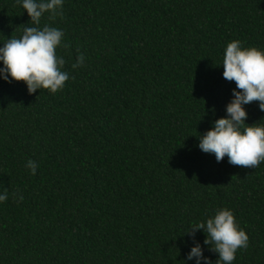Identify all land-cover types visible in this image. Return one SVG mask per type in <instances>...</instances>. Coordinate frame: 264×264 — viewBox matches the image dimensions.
Returning <instances> with one entry per match:
<instances>
[{"label": "trees", "instance_id": "16d2710c", "mask_svg": "<svg viewBox=\"0 0 264 264\" xmlns=\"http://www.w3.org/2000/svg\"><path fill=\"white\" fill-rule=\"evenodd\" d=\"M62 13L39 27L64 33V88L0 76V264H196L197 242L216 264L203 229L186 231L222 208L249 236L232 264H264V161L198 147L233 98L227 44L264 50V0H63ZM27 26L22 2L0 0V47ZM244 107L264 126L259 102Z\"/></svg>", "mask_w": 264, "mask_h": 264}, {"label": "clouds", "instance_id": "9594fccd", "mask_svg": "<svg viewBox=\"0 0 264 264\" xmlns=\"http://www.w3.org/2000/svg\"><path fill=\"white\" fill-rule=\"evenodd\" d=\"M21 2L35 26L25 27L20 38H10L0 47V61L4 66L0 68V76L9 83L11 80L25 82L29 94L37 89L56 93L69 79L68 72L62 70L66 61L56 50L68 45L63 44L62 30L39 25L46 12L52 18L63 14V0H17ZM83 62L84 56L80 54L72 68L83 66ZM222 65L223 78L235 82L233 98L226 106L227 115L216 119L212 128L199 135L198 147L204 153L214 154L217 162L227 157L232 165L255 169L264 161V126L245 123L248 113L244 105L259 102L260 110L264 111V50L254 46L245 48L239 39L232 40L226 46ZM26 167L35 175L38 164L29 160ZM6 199V192L0 195V202ZM200 229L206 233L204 244L219 254L216 264H232L237 250L248 247L249 236L228 208L217 210L206 222L193 224L186 232L194 238ZM193 258L196 264L201 260L212 264L198 242L187 257Z\"/></svg>", "mask_w": 264, "mask_h": 264}]
</instances>
